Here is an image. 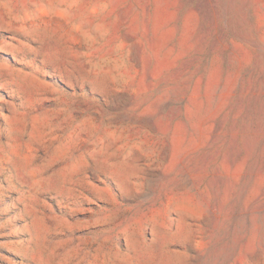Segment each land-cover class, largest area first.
I'll list each match as a JSON object with an SVG mask.
<instances>
[{
	"label": "rangeland",
	"instance_id": "obj_1",
	"mask_svg": "<svg viewBox=\"0 0 264 264\" xmlns=\"http://www.w3.org/2000/svg\"><path fill=\"white\" fill-rule=\"evenodd\" d=\"M0 264H264V0H0Z\"/></svg>",
	"mask_w": 264,
	"mask_h": 264
}]
</instances>
